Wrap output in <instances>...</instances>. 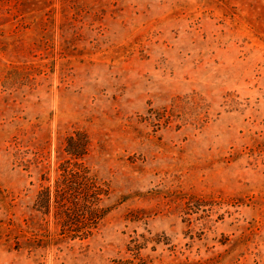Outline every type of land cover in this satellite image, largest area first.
I'll use <instances>...</instances> for the list:
<instances>
[{
  "label": "rangeland",
  "instance_id": "obj_1",
  "mask_svg": "<svg viewBox=\"0 0 264 264\" xmlns=\"http://www.w3.org/2000/svg\"><path fill=\"white\" fill-rule=\"evenodd\" d=\"M77 133L107 213L63 238ZM135 244L154 264H264V0H0V264Z\"/></svg>",
  "mask_w": 264,
  "mask_h": 264
},
{
  "label": "trees",
  "instance_id": "obj_2",
  "mask_svg": "<svg viewBox=\"0 0 264 264\" xmlns=\"http://www.w3.org/2000/svg\"><path fill=\"white\" fill-rule=\"evenodd\" d=\"M78 136V137H77ZM85 135L77 133L68 138L67 153L75 159L73 167L63 168L55 189V218L61 229L58 235L63 238L86 237L91 235L105 216L103 202L109 187L84 164L88 144ZM49 189V188H48ZM50 189L42 191V206L50 209ZM140 246L128 248L129 255L113 259L111 264H154L140 255Z\"/></svg>",
  "mask_w": 264,
  "mask_h": 264
}]
</instances>
